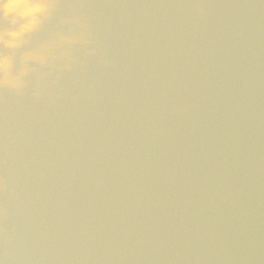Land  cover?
I'll use <instances>...</instances> for the list:
<instances>
[{
  "label": "water",
  "instance_id": "1",
  "mask_svg": "<svg viewBox=\"0 0 264 264\" xmlns=\"http://www.w3.org/2000/svg\"><path fill=\"white\" fill-rule=\"evenodd\" d=\"M51 4L0 46V261L264 264V0Z\"/></svg>",
  "mask_w": 264,
  "mask_h": 264
},
{
  "label": "clouds",
  "instance_id": "2",
  "mask_svg": "<svg viewBox=\"0 0 264 264\" xmlns=\"http://www.w3.org/2000/svg\"><path fill=\"white\" fill-rule=\"evenodd\" d=\"M52 7L51 0H0V22L8 24L7 28H0V46L20 48L31 34L39 30ZM11 64L8 56L0 55V75L7 77ZM0 83L15 86L16 81L5 78Z\"/></svg>",
  "mask_w": 264,
  "mask_h": 264
}]
</instances>
